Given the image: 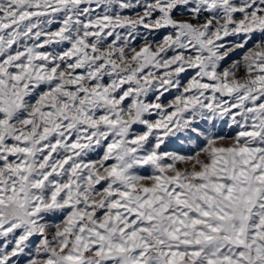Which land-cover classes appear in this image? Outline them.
Here are the masks:
<instances>
[{"label": "snow or ice", "instance_id": "6c2138e0", "mask_svg": "<svg viewBox=\"0 0 264 264\" xmlns=\"http://www.w3.org/2000/svg\"><path fill=\"white\" fill-rule=\"evenodd\" d=\"M0 264H264V0H0Z\"/></svg>", "mask_w": 264, "mask_h": 264}]
</instances>
